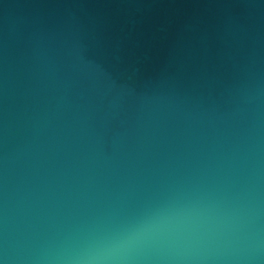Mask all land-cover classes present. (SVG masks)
Returning a JSON list of instances; mask_svg holds the SVG:
<instances>
[{
	"label": "water",
	"instance_id": "obj_1",
	"mask_svg": "<svg viewBox=\"0 0 264 264\" xmlns=\"http://www.w3.org/2000/svg\"><path fill=\"white\" fill-rule=\"evenodd\" d=\"M0 264H264V0H0Z\"/></svg>",
	"mask_w": 264,
	"mask_h": 264
}]
</instances>
